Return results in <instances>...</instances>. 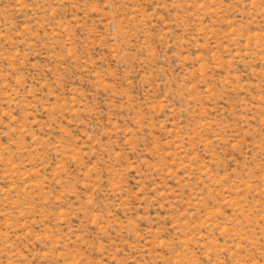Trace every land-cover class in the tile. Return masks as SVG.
Returning <instances> with one entry per match:
<instances>
[{"label": "rangeland", "instance_id": "obj_1", "mask_svg": "<svg viewBox=\"0 0 264 264\" xmlns=\"http://www.w3.org/2000/svg\"><path fill=\"white\" fill-rule=\"evenodd\" d=\"M0 264H264V0H0Z\"/></svg>", "mask_w": 264, "mask_h": 264}]
</instances>
